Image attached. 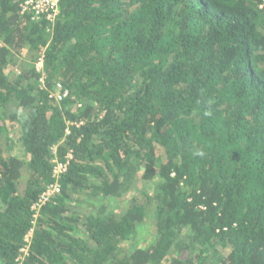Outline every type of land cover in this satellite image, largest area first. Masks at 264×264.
Listing matches in <instances>:
<instances>
[{
  "label": "trees",
  "instance_id": "obj_1",
  "mask_svg": "<svg viewBox=\"0 0 264 264\" xmlns=\"http://www.w3.org/2000/svg\"><path fill=\"white\" fill-rule=\"evenodd\" d=\"M23 1L0 0V264H264V0Z\"/></svg>",
  "mask_w": 264,
  "mask_h": 264
},
{
  "label": "built area",
  "instance_id": "obj_2",
  "mask_svg": "<svg viewBox=\"0 0 264 264\" xmlns=\"http://www.w3.org/2000/svg\"><path fill=\"white\" fill-rule=\"evenodd\" d=\"M58 0H24L22 3V11L31 10L35 15H40L45 13L48 18L53 19L57 11ZM36 71L40 73V81L43 82L44 72H43V62L42 58L39 57L35 63ZM67 94V90H62V87L57 83L53 90L52 95L54 100H60L63 96ZM54 165L52 170L53 180L46 186V188L41 192L38 200L33 204L32 208L38 211V208L45 204L54 194L58 193L60 184L59 179L61 174L66 170L67 161H58L54 159ZM31 232L25 237L27 241L26 244L21 248L22 252L27 251L28 243L30 241Z\"/></svg>",
  "mask_w": 264,
  "mask_h": 264
},
{
  "label": "rangeland",
  "instance_id": "obj_3",
  "mask_svg": "<svg viewBox=\"0 0 264 264\" xmlns=\"http://www.w3.org/2000/svg\"><path fill=\"white\" fill-rule=\"evenodd\" d=\"M38 58L35 60V63L38 60ZM24 63H28V61L26 59H21L20 57L16 56L15 59H14L13 65H12L14 71L19 72L20 69L22 68V66L25 65ZM13 139L16 142L15 152H18V149L20 148L19 147L20 141L18 139V133L16 131H15V133L13 135ZM21 186H23V185L21 184ZM152 188H153V184L152 183H146L144 185V189H143V186H137L136 189L134 190V193L137 194V196L138 195L141 196L142 195V192H140V191H142V189H143L144 192H152ZM125 199H126V197H125ZM113 206H114V209L117 210V211L123 209L125 207V201H124V199H120ZM150 231H152V228L151 227H150V229H147L145 231V238H148L149 237Z\"/></svg>",
  "mask_w": 264,
  "mask_h": 264
}]
</instances>
